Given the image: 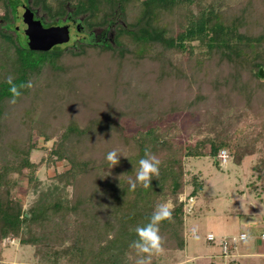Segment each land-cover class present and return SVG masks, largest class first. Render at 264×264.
I'll return each instance as SVG.
<instances>
[{
	"label": "trees",
	"instance_id": "obj_1",
	"mask_svg": "<svg viewBox=\"0 0 264 264\" xmlns=\"http://www.w3.org/2000/svg\"><path fill=\"white\" fill-rule=\"evenodd\" d=\"M35 3L57 20L54 24L67 15V5H71L74 9L71 17L85 16L89 28L110 27L117 9L126 25L116 27L114 42L105 38L94 44L85 39L80 43L79 53L69 49L43 52L31 48L25 37L22 42L19 40L24 33L17 20L18 0H0V8L5 12L0 23L6 22L0 28V155L4 153L5 118L11 105L6 78L13 76L17 84L29 80L34 83L33 88L22 90V96L14 104L21 108L28 104L19 110L16 120L28 127L27 138L11 144L12 162L0 163V254L4 240L12 237L37 245L41 264H85L86 247L99 243L107 264H134V253L129 247L137 238L134 229L147 223L155 206L164 201L173 204L172 221L160 225L165 251H183L188 214L187 203L181 197L188 185L193 187L188 199L197 198L204 188L197 176L193 175L190 181L186 179V158L217 159L222 150L229 153L230 149L241 161L247 155L243 152L246 143L241 139L235 142L232 134L206 137L194 146L178 142L172 133L174 122L162 124L164 117L174 115L177 109H187L176 107L175 100L167 108L159 105L162 98L147 105L137 98L133 108L123 111L112 104L106 106L105 98L96 90L88 95L87 108L84 100L70 95L72 84L62 79L66 69L61 59L66 54L73 58L87 55L89 49L112 51L118 59L132 55L138 63L148 62L149 70L158 69L164 77L167 75L164 70L172 65L174 56L182 55L187 68L174 63L173 74L178 82L172 80L170 84L181 83V79L189 86L199 85L195 98L186 103L188 108L203 104L208 97L214 99L215 108L223 104L231 106L237 98L245 104L244 110L252 114L256 102L260 101L264 107V12L262 20L256 23L260 26L253 27L250 3L231 14L204 0H57L54 4L35 0ZM214 63L225 73L211 74ZM47 76H52L53 81L48 83ZM206 83L212 87L211 94L203 91ZM96 104L100 106L97 115L93 112ZM79 109L88 111L81 121L77 118L81 115L76 114ZM115 110H119V116ZM116 117L137 120V131L128 133ZM259 134L264 138V126ZM37 135L46 142L56 137L48 158L39 163L31 160ZM207 145L208 154L203 148ZM113 149L126 157L121 156L119 164L110 169L105 156ZM146 150L161 160L159 178L152 179L150 188L138 185L135 191H130L128 179L135 178L138 161ZM44 159L52 163L66 161L67 168L56 174L53 183L25 208L22 201L12 196L17 181L11 175L28 170L31 183ZM152 264H158V256Z\"/></svg>",
	"mask_w": 264,
	"mask_h": 264
},
{
	"label": "rangeland",
	"instance_id": "obj_2",
	"mask_svg": "<svg viewBox=\"0 0 264 264\" xmlns=\"http://www.w3.org/2000/svg\"><path fill=\"white\" fill-rule=\"evenodd\" d=\"M56 1L48 0L51 4L56 3ZM204 1L210 5L214 4L228 14L238 12L244 8V5L250 3L252 4L250 21L254 19L253 27L260 26L256 23L262 20L264 0ZM18 4V13H21V5L25 4L30 6L36 12L37 17L46 24L52 25L57 22L56 19L50 18L48 12L41 5L35 3V0H18ZM67 9V15L58 20H61L60 22L67 19L75 20L76 23L85 28V32H80L77 41L70 45L69 50L77 53L81 52L80 43L88 39L87 37H90V34L94 44L101 43L105 38L114 42L116 27L126 25L125 18L118 9L116 15L112 18V25L102 28L87 27L84 22L85 16L71 17L74 9L71 5H67ZM4 14V10L0 8V16ZM5 23L2 21L0 28H3ZM107 27L108 31L103 34ZM21 37L19 35V40L22 42L25 35ZM25 42L27 41L25 40ZM59 49L62 51L67 50L64 47H56L51 51H60ZM96 51L89 49L87 55H79L77 58L66 54L61 59V63L66 69L62 73V79L64 77L66 81L72 84L70 95L72 97L75 95L77 99L84 100L87 108L89 105L87 104V97L96 90L100 92V96L105 98L106 106L112 104L119 110L122 108L123 111L124 109L128 111L133 108L138 100L137 98H139V101L142 100L145 105L154 104L155 101L162 98L159 105L162 103L163 107L167 105V108L171 101L175 100L179 103L176 107L184 106L187 109H177L174 115L164 117L162 124L166 125L174 122L172 133L178 142L194 146L199 140L206 137L215 138L219 135L232 134L235 142L241 139V142L246 143L243 152H246L247 155L241 161L234 156L230 149H228L230 158L227 163L222 162L219 157L217 159L210 156L186 158V179L190 181L192 176L195 175L203 183L204 188L197 198L188 199L193 187L191 185L186 187V192L181 197V200L187 203L186 248L183 251H165L158 256V264H219L224 259L221 256V239L225 237L239 238L243 233H248L251 239L248 242L239 241L238 248L232 253V256L224 260L232 261L235 258L234 254H239V252H242V254L248 251L254 253L257 249L255 243L264 231V226L254 224L258 219L259 212L264 211V138L260 137L259 134L260 129L264 126V107L260 101L256 102V111L252 114L244 110L245 104L238 102L237 98L234 101L232 100L231 106L223 104L215 108L214 99L208 97L203 104H199L197 107L189 106L188 108L186 105L190 104L192 99L195 98L199 85L189 86L186 81L181 79L179 81L181 83L170 84L172 80L177 81L173 74L175 72L174 63L178 64L179 62L180 65L187 68L186 60L182 59L184 58L182 55L174 56L172 65L164 67V72L167 75L161 77L162 72L158 69L149 70L150 64L148 62L138 63L132 55H127L124 59H118L117 54L112 51L107 53ZM211 66V74L218 75L221 71L225 73L223 68L219 69L215 63ZM47 77L48 83L53 81L52 76ZM160 83L162 85L158 87L157 84ZM211 88L206 83L203 88L204 93L211 94ZM101 92H103L102 95ZM180 103L183 105H180ZM24 107H28V104H25L22 108ZM95 107L97 109L93 112L97 115L100 106L96 104ZM22 108L19 105L11 104L7 110L5 118L6 131L2 143V152L4 153L0 155L1 164L12 162L13 152L9 151L11 144L18 143V141L21 143L22 138L24 140L27 138L28 132L26 131L28 127L26 128L23 124L16 122L18 112ZM119 110L114 111L118 116ZM76 114L81 115L77 117L81 121L82 115L85 114V117L88 111L79 109ZM116 120L122 123L128 133H135L138 129V122L133 118H123L121 120L116 117ZM51 123L54 125L53 122ZM34 130L37 131L36 128ZM55 142L56 137L49 142L44 141L43 136L36 137V149L31 155V160L39 163L43 158L47 159ZM203 148L207 154L210 152L208 145ZM45 159L37 169L31 183L28 170L11 175L17 181L16 187L12 190V196L22 201L25 208H28L30 204L38 199L42 189H46L47 186L53 183L56 174L62 173L67 168L66 161L52 163L45 161ZM193 228L197 229L198 238H193ZM209 234H214L216 240L209 241ZM2 247L0 264H41L37 245L8 237L2 243ZM86 249L88 262L85 264L108 263L105 254L100 252L99 243L88 246ZM238 263L264 264V259L243 257L238 258Z\"/></svg>",
	"mask_w": 264,
	"mask_h": 264
},
{
	"label": "clouds",
	"instance_id": "obj_3",
	"mask_svg": "<svg viewBox=\"0 0 264 264\" xmlns=\"http://www.w3.org/2000/svg\"><path fill=\"white\" fill-rule=\"evenodd\" d=\"M6 83L9 85V103L13 105L22 96L23 89L34 87L31 80L20 84L15 83L14 77L11 75L6 78ZM121 156H124L123 153L117 149H113L106 154L105 159L110 169L119 164ZM138 164L139 167L135 170V178L129 177L128 179L130 191H135L138 185L143 188H150L152 179H158L160 175L161 160L150 151H145L144 157L138 161ZM172 219L173 205L169 201H164L155 206L147 223L135 227L134 232L137 238L129 245L134 253V264H152L154 257L165 252V239L160 233V225L164 221L171 222ZM192 235L193 238H198L196 228H193ZM240 239L248 242L251 237L248 233H244Z\"/></svg>",
	"mask_w": 264,
	"mask_h": 264
},
{
	"label": "water",
	"instance_id": "obj_4",
	"mask_svg": "<svg viewBox=\"0 0 264 264\" xmlns=\"http://www.w3.org/2000/svg\"><path fill=\"white\" fill-rule=\"evenodd\" d=\"M21 13L17 12V20L21 24L25 39L31 48L49 52L56 47L70 49L85 28L73 20H64L56 25H48L37 17L30 6L21 5Z\"/></svg>",
	"mask_w": 264,
	"mask_h": 264
},
{
	"label": "built area",
	"instance_id": "obj_5",
	"mask_svg": "<svg viewBox=\"0 0 264 264\" xmlns=\"http://www.w3.org/2000/svg\"><path fill=\"white\" fill-rule=\"evenodd\" d=\"M218 157L221 159L222 162L227 163L229 158H230V155H229L228 151L222 150L219 153ZM241 235H240V237H241ZM240 237L239 238H237V237H225V238L221 239V241H220L221 256L224 259L231 257L232 253L238 248V242L243 241L240 239ZM262 238L264 239V234L262 235ZM208 240L213 242L216 240V236L214 234H209Z\"/></svg>",
	"mask_w": 264,
	"mask_h": 264
},
{
	"label": "crops",
	"instance_id": "obj_6",
	"mask_svg": "<svg viewBox=\"0 0 264 264\" xmlns=\"http://www.w3.org/2000/svg\"><path fill=\"white\" fill-rule=\"evenodd\" d=\"M260 216L258 215V219L257 221L254 222L255 225H262L264 226V211L263 212H259ZM264 234V231L262 232V235ZM262 235L257 239L255 245L257 247V249L255 250L254 253H252L251 251H248L246 253L239 252V254H234L233 258V262L230 260H222L219 264H239L238 263V258H248V259H252V258H261L264 259V239L262 238Z\"/></svg>",
	"mask_w": 264,
	"mask_h": 264
},
{
	"label": "flooded vegetation",
	"instance_id": "obj_7",
	"mask_svg": "<svg viewBox=\"0 0 264 264\" xmlns=\"http://www.w3.org/2000/svg\"><path fill=\"white\" fill-rule=\"evenodd\" d=\"M22 5H25V4H22ZM68 20H70V19H67V21H68ZM73 21H74V22H77V21H75V20H73ZM52 25H56V24H52ZM88 36H89V35H88ZM91 36H92V35L90 34V37H87V38H88V39H91Z\"/></svg>",
	"mask_w": 264,
	"mask_h": 264
}]
</instances>
